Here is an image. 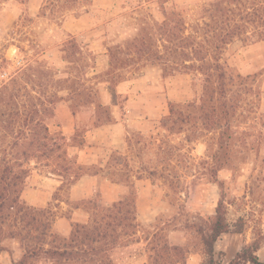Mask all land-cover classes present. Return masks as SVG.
Returning <instances> with one entry per match:
<instances>
[{
    "label": "rangeland",
    "instance_id": "374dc122",
    "mask_svg": "<svg viewBox=\"0 0 264 264\" xmlns=\"http://www.w3.org/2000/svg\"><path fill=\"white\" fill-rule=\"evenodd\" d=\"M234 26L245 28L228 35ZM263 39L264 0H0V89H19V105L62 99L51 118L40 116L64 137L58 161L70 168L59 172L64 194L54 195L64 204L45 207L52 222L75 208L87 217L90 199L107 205L100 195L69 203L66 190L89 172L74 159L94 126L122 122L128 134L105 133L106 145L119 138L112 173L122 177L113 179L123 184L125 200L135 203L143 193V210L134 204L136 235L122 236L107 260L207 264L198 230H208L220 202L228 232L214 245L215 261L228 264L256 243L264 264V53L247 52ZM111 54L117 63L108 67ZM34 71L57 86H34L44 81ZM1 111L0 158L2 150L12 152L18 132L8 107ZM71 153L73 165L64 160ZM47 163H15L25 172L21 191L29 175L57 172L55 162ZM47 242L57 247L63 239L55 234ZM21 246L1 234L0 264H19ZM24 263L52 260L42 255Z\"/></svg>",
    "mask_w": 264,
    "mask_h": 264
},
{
    "label": "trees",
    "instance_id": "16d2710c",
    "mask_svg": "<svg viewBox=\"0 0 264 264\" xmlns=\"http://www.w3.org/2000/svg\"><path fill=\"white\" fill-rule=\"evenodd\" d=\"M244 28V26H234L228 35L234 30L240 31ZM113 60L114 63H117L116 57H112L111 54L108 67L111 66ZM33 73L40 80H44L43 82L39 81V84H34V86L43 88V90L54 89L57 86V82H53V79H47L43 71H34ZM223 76V73L218 75L219 78H223ZM116 77L119 78V76ZM24 78L28 79L29 76L25 75ZM112 79L114 80V78ZM18 98L19 89L11 90L8 85L1 87L0 106L8 107L7 114L12 118L11 124L12 121L18 124V132L10 147L12 152L6 149L1 151L4 156L0 158V236L7 233L11 239L20 241L24 254L19 264H25V260L42 255L51 259L52 264H112L106 258L107 250L118 243L122 236L136 235L134 201L131 202L122 197L116 202L101 207L98 202H94V200L91 202L90 200L87 209L88 220L82 224L72 225L68 238L63 239L61 246L56 247L48 243L47 238L52 236L51 212L45 208L30 207L20 201L22 178L25 172L21 169L17 171L16 168L19 166L15 163L21 159H25L27 162L45 159L48 163L55 162L57 172L54 174L59 175L61 170L66 173L70 171L66 162L61 165L58 161L60 159L58 151L61 149L59 141H63L64 137L60 134L53 135L48 126L40 119V116L51 118L54 105L62 99L53 98L44 102L30 101L27 104L19 105L17 103ZM100 108V105L95 107L96 115H99ZM0 115L3 116L6 113L1 111ZM21 119L23 121L19 125ZM21 137H24L23 140ZM20 141L28 142L25 143L27 148L21 152L17 147ZM64 160L73 165L72 159L66 157V154ZM48 163L45 165L46 167L49 166ZM83 174L73 177L70 184ZM59 176L63 178L62 175ZM128 232L132 233L129 234ZM227 232L228 225L223 207L219 202L208 230H198L207 257V264H218L214 259V243L221 234ZM258 250L259 246L256 243L245 246L235 254L228 264H263L257 255Z\"/></svg>",
    "mask_w": 264,
    "mask_h": 264
},
{
    "label": "crops",
    "instance_id": "0c3cea01",
    "mask_svg": "<svg viewBox=\"0 0 264 264\" xmlns=\"http://www.w3.org/2000/svg\"><path fill=\"white\" fill-rule=\"evenodd\" d=\"M257 51H263L264 53V41L252 44L248 47L247 52L254 53ZM262 60H260L261 63L259 67L264 66V59ZM254 68L258 67L254 66ZM262 90L263 92L260 98V112L264 114V82L262 84ZM133 108L134 107L130 108L129 106V110ZM130 114H132V112H130ZM130 118L131 117H128L127 122L131 120ZM127 127H130V125H125L122 122L114 123L112 125L108 124L107 126H94L91 133L86 137L88 139V145H86V147H84L83 149L79 150V156L75 157L74 159L75 165L80 166L82 168H87L89 169V172H84L83 175H81L73 183L68 185V188L66 190V201L75 204L87 198H92L93 196L100 195L102 199L104 198L106 200L105 204H111L120 200L123 197V184L118 182V180L114 181L113 179L116 176H118L116 178H119V176L121 175L112 173V171H115V164H113L112 162L113 156L115 151L117 150V147L113 144L115 143V139L117 138H113L112 142L109 145H106L105 133H110L111 138L112 134L122 128L123 132L128 134L126 132ZM122 138H124V136ZM73 156L74 153H71L68 154L67 157L73 159ZM32 172L37 173V170L34 169V171ZM38 178L39 179H37V177L33 175H29L26 178L27 186L24 188V190L20 192V201L24 202L30 207L39 209H44L52 201L57 204L56 209L59 205H63V200H59L58 198L54 197V195H58L60 192H63L64 194L63 178L58 174L53 173L48 174L47 176H38ZM141 194L143 193H139L138 198H135L136 204L134 203L138 208V212L139 208H141L140 210H143L140 204L141 202L138 201L139 199L142 200V196H140ZM84 213L85 211L81 208H75L70 216L58 217L51 224V234H56V236H59L60 238L62 237V239H67L70 234L72 225L76 223L82 224L88 220V213L86 212L87 217ZM223 234H221L217 240H219V238H223ZM233 257L231 258V260L233 259ZM141 264H145V262Z\"/></svg>",
    "mask_w": 264,
    "mask_h": 264
}]
</instances>
